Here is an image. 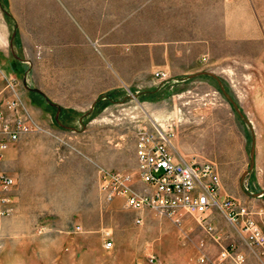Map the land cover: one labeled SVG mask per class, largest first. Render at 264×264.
<instances>
[{
  "label": "rangeland",
  "instance_id": "374dc122",
  "mask_svg": "<svg viewBox=\"0 0 264 264\" xmlns=\"http://www.w3.org/2000/svg\"><path fill=\"white\" fill-rule=\"evenodd\" d=\"M168 1L0 0V67L19 80L27 69L24 99L58 137L27 134L4 152L0 168L14 186L11 211L0 215V264H198L199 243L209 258L217 254L191 216L174 225L145 210L135 223L122 197L107 202L98 192L95 166L130 174L141 188L137 124H169L176 157L213 166L216 204L237 203L264 220V195H255L264 189V0H248L252 38L215 46L213 65L192 56L201 31L195 1L177 0L183 13L161 22ZM163 48L176 58L160 79ZM218 206L208 219L219 244L242 264H262Z\"/></svg>",
  "mask_w": 264,
  "mask_h": 264
},
{
  "label": "built area",
  "instance_id": "2783aa9c",
  "mask_svg": "<svg viewBox=\"0 0 264 264\" xmlns=\"http://www.w3.org/2000/svg\"><path fill=\"white\" fill-rule=\"evenodd\" d=\"M27 64L26 62H23ZM27 70L21 80L0 67V161L3 152L27 134H43L57 138L49 128L36 120L27 105L22 87H27ZM164 79L165 72L155 71L154 77ZM134 162L136 181L133 186L130 174L95 166L97 190L109 202L115 196L123 199V206L136 212L133 219L140 223L139 213L153 212L158 217L178 225L183 215L191 216L197 225L218 246L217 254L209 258L198 244V264H242L241 254L219 244V235L208 219V213L216 204L218 176L208 162L195 164L176 157L171 146L173 131L170 125L157 122L133 127ZM14 181L0 168V215L9 214L11 191ZM262 194H257L260 197ZM218 208L224 218L240 235L242 242L264 256V220L259 224L251 213L237 203L224 201ZM75 226V229H78ZM103 249H110L112 242L105 238ZM152 261V257L149 258Z\"/></svg>",
  "mask_w": 264,
  "mask_h": 264
},
{
  "label": "crops",
  "instance_id": "0c3cea01",
  "mask_svg": "<svg viewBox=\"0 0 264 264\" xmlns=\"http://www.w3.org/2000/svg\"><path fill=\"white\" fill-rule=\"evenodd\" d=\"M191 12L194 14L193 19L198 21L201 31L199 36L195 39L198 50L192 54L196 57L197 62L204 61L208 65H213L220 55H216L215 46H221L223 48L231 47L234 43H240L243 41H249L252 38V34L255 32V26L253 25V11L248 0H194ZM178 1L174 0V4L170 1L164 5L165 10H162L163 4L160 3V17L161 22H172V16H177L182 10L177 9ZM174 6L175 8H170ZM179 18H176L177 21ZM7 34L3 36V32L0 31V49L5 43ZM148 52V51H147ZM187 55L188 50H185ZM148 54V53H147ZM163 61L161 63V70L163 72L170 71L172 57L176 58L173 51H166L162 49ZM149 56V55H148ZM168 58V61H167ZM193 64H196L194 60ZM191 64V66H193ZM188 65V67H191ZM167 73V72H166ZM66 107L60 106L57 108V114L59 120L62 119V112ZM5 152V151H4ZM2 154V158L4 156ZM264 189L256 192V194H263ZM261 212V211H260ZM263 213V212H262ZM243 256V255H242ZM259 261L264 264V256L260 253L257 254ZM243 260L244 257H243Z\"/></svg>",
  "mask_w": 264,
  "mask_h": 264
},
{
  "label": "water",
  "instance_id": "95a60500",
  "mask_svg": "<svg viewBox=\"0 0 264 264\" xmlns=\"http://www.w3.org/2000/svg\"><path fill=\"white\" fill-rule=\"evenodd\" d=\"M13 56H14V55H13ZM16 59H17V58H16ZM20 62H26L27 65H29V64H28V61H25V60H22V59H21ZM26 70H27V69H26ZM255 195H257V194H255Z\"/></svg>",
  "mask_w": 264,
  "mask_h": 264
},
{
  "label": "trees",
  "instance_id": "16d2710c",
  "mask_svg": "<svg viewBox=\"0 0 264 264\" xmlns=\"http://www.w3.org/2000/svg\"><path fill=\"white\" fill-rule=\"evenodd\" d=\"M55 120H56V118H55ZM57 121V120H56ZM264 195V192H263V194H262V196Z\"/></svg>",
  "mask_w": 264,
  "mask_h": 264
}]
</instances>
